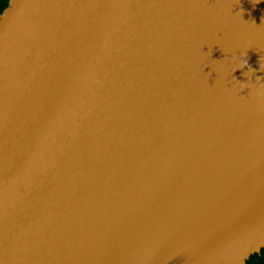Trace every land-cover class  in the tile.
<instances>
[{"label": "water", "instance_id": "water-1", "mask_svg": "<svg viewBox=\"0 0 264 264\" xmlns=\"http://www.w3.org/2000/svg\"><path fill=\"white\" fill-rule=\"evenodd\" d=\"M262 247L264 0H8L0 264Z\"/></svg>", "mask_w": 264, "mask_h": 264}, {"label": "trees", "instance_id": "trees-1", "mask_svg": "<svg viewBox=\"0 0 264 264\" xmlns=\"http://www.w3.org/2000/svg\"><path fill=\"white\" fill-rule=\"evenodd\" d=\"M8 0H0V12L6 6ZM244 264H264V247L254 252L245 259Z\"/></svg>", "mask_w": 264, "mask_h": 264}]
</instances>
